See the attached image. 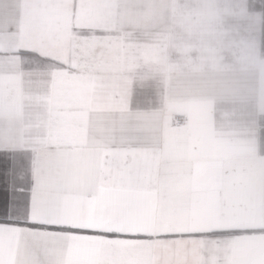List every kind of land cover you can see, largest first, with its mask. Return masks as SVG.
Masks as SVG:
<instances>
[{
	"label": "snow or ice",
	"instance_id": "obj_1",
	"mask_svg": "<svg viewBox=\"0 0 264 264\" xmlns=\"http://www.w3.org/2000/svg\"><path fill=\"white\" fill-rule=\"evenodd\" d=\"M171 3L226 49L232 0ZM156 19L152 0H0V264H264V126L237 90L161 119L181 65Z\"/></svg>",
	"mask_w": 264,
	"mask_h": 264
},
{
	"label": "crops",
	"instance_id": "obj_2",
	"mask_svg": "<svg viewBox=\"0 0 264 264\" xmlns=\"http://www.w3.org/2000/svg\"><path fill=\"white\" fill-rule=\"evenodd\" d=\"M232 3L236 10L227 11L220 21L232 34L221 52L214 39L201 42L202 29L216 30L209 17L198 15L186 25L177 26L171 0H152L157 17L152 31L172 36L165 55L181 65L167 79L166 95L159 105L161 119L170 104L192 100L214 89L237 90L241 94V110L264 126V0ZM139 11L143 13L145 9ZM215 56H222L223 61L218 63ZM7 172V163L0 159V198L10 195Z\"/></svg>",
	"mask_w": 264,
	"mask_h": 264
},
{
	"label": "built area",
	"instance_id": "obj_3",
	"mask_svg": "<svg viewBox=\"0 0 264 264\" xmlns=\"http://www.w3.org/2000/svg\"><path fill=\"white\" fill-rule=\"evenodd\" d=\"M178 119H181V120H182V119H183V117H178Z\"/></svg>",
	"mask_w": 264,
	"mask_h": 264
}]
</instances>
